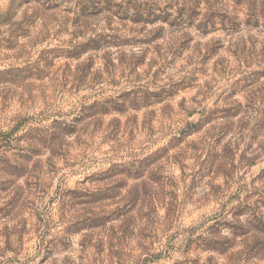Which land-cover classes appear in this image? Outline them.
I'll list each match as a JSON object with an SVG mask.
<instances>
[{
  "label": "rangeland",
  "instance_id": "1",
  "mask_svg": "<svg viewBox=\"0 0 264 264\" xmlns=\"http://www.w3.org/2000/svg\"><path fill=\"white\" fill-rule=\"evenodd\" d=\"M0 264H264V0H0Z\"/></svg>",
  "mask_w": 264,
  "mask_h": 264
}]
</instances>
